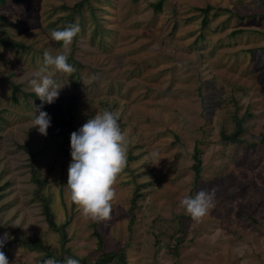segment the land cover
<instances>
[{
	"label": "rangeland",
	"instance_id": "1",
	"mask_svg": "<svg viewBox=\"0 0 264 264\" xmlns=\"http://www.w3.org/2000/svg\"><path fill=\"white\" fill-rule=\"evenodd\" d=\"M79 1L0 7L4 35L21 45L0 43V237H9L0 251L9 264L46 253L97 264L110 251H123L125 264H264V0H89L77 12ZM71 24L80 27L75 71L55 75L66 83L59 94L79 97L71 123L79 130L114 111L129 141L111 218L100 222L84 220L66 189L75 130L32 127L41 101L29 81L45 51H62L51 32ZM238 119V142L224 139ZM213 188L215 207L193 221L179 201ZM46 202L64 234L50 227Z\"/></svg>",
	"mask_w": 264,
	"mask_h": 264
},
{
	"label": "clouds",
	"instance_id": "2",
	"mask_svg": "<svg viewBox=\"0 0 264 264\" xmlns=\"http://www.w3.org/2000/svg\"><path fill=\"white\" fill-rule=\"evenodd\" d=\"M79 32L78 24H71L63 30H53L51 39L62 42V51L55 55L45 51L42 65L29 81L31 90L42 102L35 109L39 114L32 121V127H36L42 136L47 135L51 117L40 109L45 103L53 104L66 84L58 82L55 75L60 73L70 77L75 71L68 59L73 39ZM119 119L118 113L105 109L95 113L78 131L70 135L71 163L67 169L66 189L86 221L100 222L111 218L112 202L116 197L115 185L127 166L129 145ZM149 155L157 163L161 160L158 152L154 151ZM215 192L214 188L201 189L195 196L181 199L179 206L193 221L201 222L210 209L215 207ZM8 239L7 233L0 237V248L4 247ZM0 264H9L2 251ZM43 264H57V261L49 258ZM63 264H80V261L68 257Z\"/></svg>",
	"mask_w": 264,
	"mask_h": 264
},
{
	"label": "trees",
	"instance_id": "3",
	"mask_svg": "<svg viewBox=\"0 0 264 264\" xmlns=\"http://www.w3.org/2000/svg\"><path fill=\"white\" fill-rule=\"evenodd\" d=\"M18 1L24 2L25 0H18ZM5 3H6V0H0V7L3 6ZM84 3H89V0H80L79 2L74 4L73 8L75 9V11L79 12L81 9V6ZM209 8L210 7L207 6L206 8H204L202 10L205 13H207L209 11ZM5 18L6 17L4 14H0V43L4 44L6 46H18V47L21 46L16 41H13L12 39H10L6 35H4L3 24L1 22ZM203 22H205V21H203ZM14 89L18 90L19 86L15 85ZM33 96L36 97L35 94ZM78 101H79V97H77L76 95H61V94H59V97L55 100V102L53 104H51V105L46 104V103L43 104V107L40 110L47 112L49 114V116L51 117L50 127L47 129V133L51 134V133H54L58 130H60V132H61L63 124L64 125L69 124L72 129H74L75 131H78L77 127H73L74 125L71 123L74 111L78 107ZM40 103H42V102H40ZM57 117L59 118V120H57L58 119ZM241 132H242V121L240 119H238L236 122L235 131L232 134L224 135L223 137L226 140H229L232 142H238L239 135L241 134ZM22 147L27 152H30L26 145H23ZM194 158L196 161L193 164V169L195 172V180H197V178L199 177V173H200V158L198 156V151L195 152ZM32 159H33V155L31 154L30 160L32 161ZM37 176H38L37 172L34 169H32V180L38 185V188H39V187H41V185H44L45 183H44V181H41L40 178ZM3 189H4V187L0 186V191H2ZM43 210L45 212V216L48 220L50 227L53 230L58 231V232L60 231L61 234H64L63 227L62 226L60 227L54 221L53 214H52L50 207H49V204L47 202L44 205ZM96 235H98V234L96 233ZM100 240H101V237H100ZM122 252L123 251H118V252L110 251L108 253H105L103 255V257L97 261L98 262L97 264L105 263L106 260L108 258H111L112 256L118 257L117 261L121 264H125V260H124V256H122ZM49 254L50 253L44 254L42 257V261H41L42 263L39 262L38 264H43V262L49 258ZM84 262H85L84 260L80 261V264H84Z\"/></svg>",
	"mask_w": 264,
	"mask_h": 264
}]
</instances>
